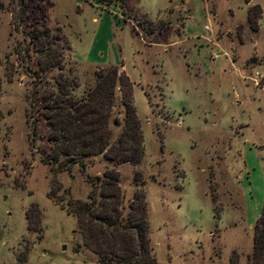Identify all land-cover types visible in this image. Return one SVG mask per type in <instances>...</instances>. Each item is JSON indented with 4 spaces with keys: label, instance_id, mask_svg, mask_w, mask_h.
I'll list each match as a JSON object with an SVG mask.
<instances>
[{
    "label": "rangeland",
    "instance_id": "rangeland-1",
    "mask_svg": "<svg viewBox=\"0 0 264 264\" xmlns=\"http://www.w3.org/2000/svg\"><path fill=\"white\" fill-rule=\"evenodd\" d=\"M124 2L125 11L115 0H0V264H101L68 210L90 189L84 173L74 164L53 176L41 161L45 82L35 86L28 71L37 68L28 32L41 24L68 41L75 94L107 65L132 85L144 153L135 167L117 166L119 184L127 202L141 173L157 264H229L233 252L246 263L264 197V0ZM254 4L261 14L251 31ZM115 97L112 118L121 119ZM85 161L91 175L110 164ZM31 202L40 237L26 229Z\"/></svg>",
    "mask_w": 264,
    "mask_h": 264
},
{
    "label": "trees",
    "instance_id": "trees-1",
    "mask_svg": "<svg viewBox=\"0 0 264 264\" xmlns=\"http://www.w3.org/2000/svg\"><path fill=\"white\" fill-rule=\"evenodd\" d=\"M108 4L112 0H95ZM125 11L124 0H115ZM261 9L254 4L247 9L246 22L251 31L258 29ZM29 47L37 53V68L28 69L35 86L42 85L41 115L46 124L48 151L39 150L41 161L49 165L53 176L70 171L74 164L84 173L90 189L85 200L69 199L68 210L76 217L82 245L97 256L101 264H157L149 240L148 208L144 182L139 171L133 176L134 190L126 202L119 184L117 166L140 164L143 141L140 121L132 101V85L115 65L96 67L92 80L77 95V79L65 73L64 56L69 44L59 27L45 24L28 32ZM56 70L52 82L47 75ZM119 92L122 117L112 118ZM34 91H31V95ZM31 97V96H30ZM31 103H35L33 99ZM118 132L113 135V128ZM101 155L110 163L101 174L85 172V158ZM56 181H52V184ZM53 193L55 189L52 187ZM26 229L40 237L38 204L31 202L24 212ZM23 256L20 261H24ZM229 264H237L233 252ZM245 264H264V197L259 217L253 225L252 248Z\"/></svg>",
    "mask_w": 264,
    "mask_h": 264
},
{
    "label": "crops",
    "instance_id": "crops-1",
    "mask_svg": "<svg viewBox=\"0 0 264 264\" xmlns=\"http://www.w3.org/2000/svg\"><path fill=\"white\" fill-rule=\"evenodd\" d=\"M118 132V131H117ZM117 134V133H116Z\"/></svg>",
    "mask_w": 264,
    "mask_h": 264
}]
</instances>
